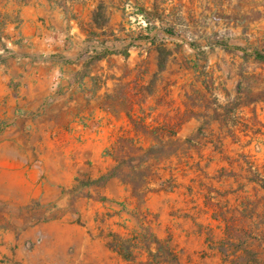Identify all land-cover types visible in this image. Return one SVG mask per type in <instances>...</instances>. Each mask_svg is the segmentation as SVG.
I'll return each instance as SVG.
<instances>
[{
  "label": "crops",
  "instance_id": "0c3cea01",
  "mask_svg": "<svg viewBox=\"0 0 264 264\" xmlns=\"http://www.w3.org/2000/svg\"><path fill=\"white\" fill-rule=\"evenodd\" d=\"M230 2L166 4L196 19L229 14ZM159 3L0 0V199L11 198L13 207L24 209L38 205V223L57 244L62 264H132L110 242L114 233L126 239L135 236L141 223L159 238L169 234L182 264H211L216 250L209 247L205 228L223 229L226 223L217 212L223 203L214 205L212 194L218 192L206 188L210 184L200 174H234L243 155L252 159L255 152L252 131L246 137L231 136L220 114L224 105L250 90L259 100L242 104L236 112L264 120V61L246 60L237 49L264 47L242 36L249 27L237 20L233 28L241 35V45L226 50L231 59L209 58L213 71L202 74L192 62L184 76L180 73L175 92L173 85L161 91L160 75L167 72L169 60L161 62L154 35L163 30L156 19L145 26L140 12H127L136 8L147 14ZM138 34L141 38L135 37ZM246 77L257 81L250 84ZM216 112L220 116L213 118ZM129 115L143 118L151 128L172 127L175 133L162 139L167 145L187 146L203 124L217 136L201 140L199 151L185 147L151 156V186L158 189L142 200L129 182L111 175L117 162L110 151L121 137H134L137 154L158 144L138 134ZM257 156L264 160V145ZM232 178L224 176L229 183ZM167 181L172 188H159ZM137 254L144 264H153L146 262V250L137 249Z\"/></svg>",
  "mask_w": 264,
  "mask_h": 264
},
{
  "label": "rangeland",
  "instance_id": "374dc122",
  "mask_svg": "<svg viewBox=\"0 0 264 264\" xmlns=\"http://www.w3.org/2000/svg\"><path fill=\"white\" fill-rule=\"evenodd\" d=\"M230 1L228 4L229 14L213 13L208 18L193 19L186 17L187 13L179 14L176 11V6L166 4L167 0H160L159 8L148 11L147 14L141 10L144 13L143 25H145L144 23L147 25V22L152 18L158 21L156 25L163 30V32L154 35L161 62L166 61L167 63L169 60L167 72L164 71L165 74L160 75L161 91L165 92L169 89V85L170 87L173 85V92H175L180 73H183L182 76H184L187 73L186 68L191 69L192 62L199 64L198 70L202 74V72L213 71V68L209 67V58L222 59L223 61L229 57L231 59L227 51H233L220 45L219 42L225 41L231 45L241 43L239 40L241 35H238L237 30L233 28L237 25V20L247 23L249 27L248 32L242 36L264 47V29L258 27V25H264V19L261 17L264 14V0H238L235 5L232 3L233 0ZM170 7L172 11L169 12ZM127 12L130 15H135L140 10L129 8ZM236 15H240V17L237 18ZM191 23H194V26H191ZM251 30L254 31L251 32ZM169 31L174 34H169ZM140 36L141 34H138L135 37ZM143 36L148 37V35ZM219 68L215 67L216 71H219ZM254 80L257 81V79ZM220 115L216 112L212 114V117L218 118ZM229 121L235 130L239 129V131H234L232 128L235 133L230 134L231 136L239 134L240 138L246 137L247 131H252V135L257 138L254 145L255 152L250 154L252 159H249V154L243 155V163L239 162L236 165V168L240 169L236 173L230 174L219 170L212 175L205 171L200 174L205 178V182L210 184L205 187L218 192L217 195L212 194L216 199L214 205L223 203L222 206L217 207V212L225 219L226 223L223 229L218 226L205 228L209 238L208 245L211 249L216 250L211 264H224L216 242L225 237L227 225L225 217L234 219L239 228L243 225H262L264 227V188L260 182L252 180L255 177L264 180V160L261 161V156H257L261 153V147L264 145V120L258 114L247 115L236 112V114L230 115ZM207 127L206 124H203V129L191 134L187 146L181 145L182 142H173V152L185 147L199 151L201 140L217 136L212 130L208 131ZM225 175H232L233 182L229 183L228 179H224ZM216 178L219 179L216 180ZM229 192L232 194L229 195ZM225 205L227 208L222 209ZM40 218L41 212L38 210V205H33L32 209H24L21 206L13 207L11 198L0 199V264H62V253L57 244L50 239V235L43 226L39 225ZM246 231L249 234L250 230L246 229ZM239 232L241 231L239 230ZM204 254L203 252L202 255L204 256ZM141 259L138 256L137 261H142ZM187 260L193 261V258L189 257ZM71 261L72 259H69L70 263ZM136 262L132 264H136Z\"/></svg>",
  "mask_w": 264,
  "mask_h": 264
},
{
  "label": "trees",
  "instance_id": "16d2710c",
  "mask_svg": "<svg viewBox=\"0 0 264 264\" xmlns=\"http://www.w3.org/2000/svg\"><path fill=\"white\" fill-rule=\"evenodd\" d=\"M139 14L143 15L144 13L140 11ZM169 34L174 33L169 31ZM219 43L228 50L234 51V49H236L225 41H220ZM237 49L242 52V56L246 60L253 57L254 59L264 61V49H260L257 46H255L252 51H249L246 47H237ZM162 68L163 65L161 63V69ZM254 78L255 77H246V80L251 84ZM240 89L241 83L238 84L239 92ZM147 90L150 91V87H147ZM244 93V96H237L223 106L221 123L228 126L227 132L231 135L234 134V131L229 123L230 115L236 114L237 109L242 104L257 101L260 98L253 95V92L250 90H245ZM129 118L138 134L156 139L158 144L149 147L144 153L137 154L140 148L135 147L134 137H121L113 151H110V154L117 162L111 175L119 176L123 181L129 182L133 186L134 194L139 199L144 200L148 191L158 189L151 186L154 172L151 163H148V161L151 156L159 158L169 154V152L173 150V143L167 145L163 143L162 139L165 135H173L175 130L172 127L167 128L166 125L151 128L143 118L134 117L132 115H129ZM252 180L260 182L264 188L263 179L255 177ZM172 187L173 183L167 181L166 185L159 188L170 189ZM225 218L227 220L225 237L216 242L224 264H264V227L262 225H243L239 228V225L236 224L234 219ZM246 229L250 230L249 234H247ZM239 230L241 232H239ZM170 241V236L159 238L151 230L149 225H143L141 223L136 228L135 236L129 239L114 233L110 246L120 252L125 259L132 263L137 261V249H140L148 252L147 263L181 264L178 253L171 247ZM144 263V261L136 262V264Z\"/></svg>",
  "mask_w": 264,
  "mask_h": 264
},
{
  "label": "built area",
  "instance_id": "2783aa9c",
  "mask_svg": "<svg viewBox=\"0 0 264 264\" xmlns=\"http://www.w3.org/2000/svg\"><path fill=\"white\" fill-rule=\"evenodd\" d=\"M137 16H138V18H139L140 21L144 22L143 15L138 14Z\"/></svg>",
  "mask_w": 264,
  "mask_h": 264
}]
</instances>
